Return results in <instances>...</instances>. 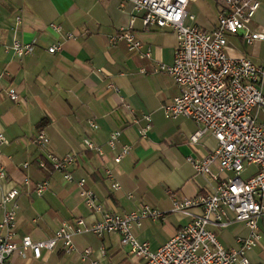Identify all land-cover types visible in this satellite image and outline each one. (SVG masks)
Returning <instances> with one entry per match:
<instances>
[{
  "label": "crops",
  "instance_id": "crops-1",
  "mask_svg": "<svg viewBox=\"0 0 264 264\" xmlns=\"http://www.w3.org/2000/svg\"><path fill=\"white\" fill-rule=\"evenodd\" d=\"M221 1L192 0L188 10L193 24L212 29ZM251 17L249 29L264 30V0H259ZM120 27L128 28L140 43L137 50L128 51L123 39L110 42ZM13 42L30 43L32 51L16 57L11 52ZM53 44L58 50L47 52ZM174 45L170 29L143 28L141 14L127 1L0 0V134L5 139L0 146V164L6 174L1 187L18 190L14 198L15 239L28 236L31 241L45 240L62 222L80 218L79 227L85 229L105 212L124 215L148 205L163 216L141 219L131 233L153 250L188 221L185 215L170 210L172 199L210 193L223 176H230L219 172L217 163L209 165V174L197 173L189 160L205 157L215 149L216 141L205 132L190 142L188 137L197 124L184 116L163 114V105L173 99L178 88L158 65L172 63ZM223 51L231 58L245 56L258 64L264 42L245 43L239 33L230 34L225 37ZM10 89L16 100L6 94ZM143 115L149 116V126L145 137L139 138L137 130L147 124ZM263 117L258 113L259 120ZM36 131L45 135L54 156H73L66 170L69 180L47 162L43 170L37 166L44 156L34 140ZM111 131H118L113 149L104 143ZM83 139L101 155L86 149ZM122 146L128 150L115 163L113 157ZM104 168L109 169L119 189L110 188ZM256 171L257 167L250 165L239 177L243 181ZM80 178L97 208L89 209L83 203L75 184ZM41 181H46L47 187L36 194L33 184ZM192 211L200 212L198 208ZM208 229L226 249L237 247V239L248 234L242 222ZM257 233L256 244L246 251L250 264H264V213L258 218ZM71 238L73 252L61 251L57 242L51 250L41 249L37 258L29 252L23 257L11 252L7 262L144 264L120 245L115 233L97 237L81 230ZM86 248L90 253L82 260L80 253Z\"/></svg>",
  "mask_w": 264,
  "mask_h": 264
},
{
  "label": "built area",
  "instance_id": "built-area-1",
  "mask_svg": "<svg viewBox=\"0 0 264 264\" xmlns=\"http://www.w3.org/2000/svg\"><path fill=\"white\" fill-rule=\"evenodd\" d=\"M123 1L129 2L132 10L141 14L143 28H168L174 33L172 63L159 64L158 69L170 75L178 93L163 105V114L173 118L184 116L197 124L198 128L188 137L190 142H196L205 132L216 141L215 149L205 157L189 160L191 166L203 175L209 174V165L217 163L219 172H228L230 176H223L210 193L172 199L170 210L185 215L188 221L172 233L165 243L151 250L147 242L138 241L131 233L132 226L138 227L141 219L163 216L148 205L124 215L105 212L97 223L85 229L79 227L82 223L80 218L62 222L45 240L31 241L28 236L15 239L14 198L18 190L14 187L2 189L6 174L0 164V264H8L11 252L22 257L29 252L37 258L41 249L51 250L57 242L61 244V251L73 252L71 237L81 230L90 231L97 237L115 233L120 245L144 264H250L246 251L256 244L258 218L264 213V117L258 119V113L264 116V53L261 62L256 64L245 56H226L223 48L227 34L239 33L245 43L252 40L264 42V30L256 32L249 29L259 0H222L215 24L210 30L193 24V15L188 10L192 0ZM118 39L125 41L128 51L140 47L128 28H118L109 38L110 42ZM58 48L53 44L46 51L53 53ZM11 50L16 57H25L32 51V45L13 42ZM13 91L10 89L6 92L12 101L17 98ZM143 118L147 123L149 116L143 115ZM90 125L93 126L92 123ZM148 126L147 123L137 130L139 138L145 137ZM117 135L118 131L108 134L104 143L109 149H113ZM34 140L44 156L37 161V166L43 170L47 162L54 172H60L63 179L69 180L70 173L66 170L73 162V156H54L48 148L47 138L40 131H36ZM4 141V136L0 134V146ZM81 143L86 149H94L97 155H101L89 140L83 139ZM127 150L126 146H122L113 161L119 162ZM250 165L257 167L256 174L242 181L239 175ZM22 166L25 167L26 163ZM103 170L110 180V188L119 189L109 169ZM210 176L216 178L211 173ZM22 182L27 183V178H23ZM83 182L84 179L80 178L75 183L83 203L89 209L97 208ZM46 183L33 184L34 192H43ZM193 208H198L200 212H193ZM231 222H242L248 234L245 238L237 239V247L226 249L218 243L208 226L224 227ZM98 250L103 253L101 247ZM89 253L88 248L82 249L80 259L86 260ZM96 262L89 260L87 264Z\"/></svg>",
  "mask_w": 264,
  "mask_h": 264
},
{
  "label": "rangeland",
  "instance_id": "rangeland-1",
  "mask_svg": "<svg viewBox=\"0 0 264 264\" xmlns=\"http://www.w3.org/2000/svg\"><path fill=\"white\" fill-rule=\"evenodd\" d=\"M228 35H230V34H227L226 36H228Z\"/></svg>",
  "mask_w": 264,
  "mask_h": 264
}]
</instances>
